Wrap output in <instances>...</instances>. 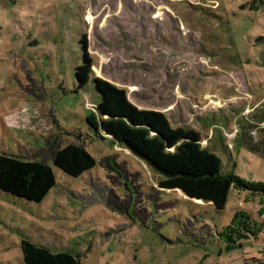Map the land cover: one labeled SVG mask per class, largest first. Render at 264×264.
Returning <instances> with one entry per match:
<instances>
[{
  "label": "rangeland",
  "instance_id": "374dc122",
  "mask_svg": "<svg viewBox=\"0 0 264 264\" xmlns=\"http://www.w3.org/2000/svg\"><path fill=\"white\" fill-rule=\"evenodd\" d=\"M104 82L171 131L198 134L197 162L185 141L164 144L199 181L167 178L88 130ZM263 138L264 4L0 0V153L50 165L43 182H55L40 203L0 192V264H25L21 234L80 264H261L264 193L207 174L264 183V156L245 143ZM241 223L256 236L226 249L218 233Z\"/></svg>",
  "mask_w": 264,
  "mask_h": 264
},
{
  "label": "trees",
  "instance_id": "16d2710c",
  "mask_svg": "<svg viewBox=\"0 0 264 264\" xmlns=\"http://www.w3.org/2000/svg\"><path fill=\"white\" fill-rule=\"evenodd\" d=\"M263 4L264 0H251L254 9H259ZM87 61V63L77 66L73 72L77 88L86 83L91 73V60ZM99 82L102 83L100 80ZM101 86L104 91L103 100L99 104L101 112L98 116L95 111L88 109L89 114L86 115L88 130L92 131L98 139L106 140L104 136L106 134L118 142L125 143L129 149L143 157L167 178L180 177L187 181H199L200 176L197 174L199 170L188 166L183 157L178 158L175 154L167 152L164 144L167 136L185 141L187 149L193 154L194 161L197 162L195 158L198 157V153L193 143L198 139V134L182 127L171 131L161 114L139 111L126 99L122 90L105 82ZM206 89L209 88L205 85L203 90ZM159 127L164 128L160 131L162 135L152 131H156V128ZM245 143L249 149L264 156V138L259 142L252 143L248 140ZM51 173L52 167L41 161H27L0 153V192L2 193L28 202L40 203L55 186L53 180L43 182ZM207 175L221 183H224L226 179H235L242 189L264 193V183L240 182L241 178L233 172L229 176L218 175L214 172ZM249 225V223H241L240 229L229 226V231L221 230L218 236L225 243V248H232L236 244H240L241 239L249 236L255 237V230ZM20 249L25 264H80L78 254L64 249H55L33 240L25 234L20 236Z\"/></svg>",
  "mask_w": 264,
  "mask_h": 264
},
{
  "label": "crops",
  "instance_id": "0c3cea01",
  "mask_svg": "<svg viewBox=\"0 0 264 264\" xmlns=\"http://www.w3.org/2000/svg\"><path fill=\"white\" fill-rule=\"evenodd\" d=\"M254 261V260H253ZM255 262V261H254ZM261 264H264V262L261 261Z\"/></svg>",
  "mask_w": 264,
  "mask_h": 264
}]
</instances>
